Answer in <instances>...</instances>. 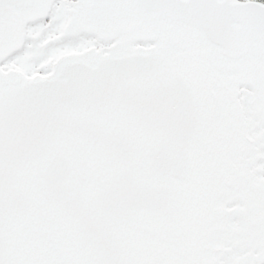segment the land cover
<instances>
[{
  "label": "snow or ice",
  "instance_id": "1",
  "mask_svg": "<svg viewBox=\"0 0 264 264\" xmlns=\"http://www.w3.org/2000/svg\"><path fill=\"white\" fill-rule=\"evenodd\" d=\"M0 264H264V0H0Z\"/></svg>",
  "mask_w": 264,
  "mask_h": 264
}]
</instances>
